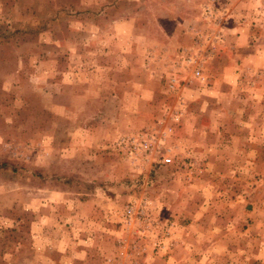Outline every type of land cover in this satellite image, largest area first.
<instances>
[{
	"label": "rangeland",
	"instance_id": "374dc122",
	"mask_svg": "<svg viewBox=\"0 0 264 264\" xmlns=\"http://www.w3.org/2000/svg\"><path fill=\"white\" fill-rule=\"evenodd\" d=\"M263 4L0 0V264H264Z\"/></svg>",
	"mask_w": 264,
	"mask_h": 264
},
{
	"label": "built area",
	"instance_id": "2783aa9c",
	"mask_svg": "<svg viewBox=\"0 0 264 264\" xmlns=\"http://www.w3.org/2000/svg\"><path fill=\"white\" fill-rule=\"evenodd\" d=\"M193 74H194V76H196V77H200V76H201V71H200V69H199V68H195V69L193 70ZM174 82H175V78H171V79L169 80V84H170L171 86L174 85ZM162 161H163L164 163H169V162H171V157H170V156H165V157H163ZM131 213H132V209H131V208H128V209L126 210V212H125V216H126V217H130V216H131Z\"/></svg>",
	"mask_w": 264,
	"mask_h": 264
},
{
	"label": "crops",
	"instance_id": "0c3cea01",
	"mask_svg": "<svg viewBox=\"0 0 264 264\" xmlns=\"http://www.w3.org/2000/svg\"><path fill=\"white\" fill-rule=\"evenodd\" d=\"M244 6V4H239V6L236 8L238 12L242 11ZM263 8L264 9V4L263 5H260V8ZM246 9V8H245ZM243 12V11H242ZM246 13V12H245ZM241 16V15H240Z\"/></svg>",
	"mask_w": 264,
	"mask_h": 264
}]
</instances>
